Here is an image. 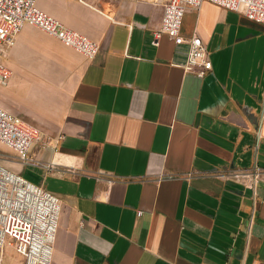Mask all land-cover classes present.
I'll use <instances>...</instances> for the list:
<instances>
[{
	"label": "crops",
	"instance_id": "obj_1",
	"mask_svg": "<svg viewBox=\"0 0 264 264\" xmlns=\"http://www.w3.org/2000/svg\"><path fill=\"white\" fill-rule=\"evenodd\" d=\"M164 2L37 0L97 54L27 24L0 58V105L40 129L0 160L60 199L52 264H264V24L189 7L200 78L188 43L154 44ZM256 167V189L229 176Z\"/></svg>",
	"mask_w": 264,
	"mask_h": 264
},
{
	"label": "built area",
	"instance_id": "obj_2",
	"mask_svg": "<svg viewBox=\"0 0 264 264\" xmlns=\"http://www.w3.org/2000/svg\"><path fill=\"white\" fill-rule=\"evenodd\" d=\"M206 1L264 24V0H165L160 27L154 31V44L158 46L163 35L169 36L176 44L188 43L190 52L185 70L200 78L213 69L207 45L198 32L185 35L182 26L187 9L199 7ZM27 24L56 36L88 58H93L100 48L98 42L68 28L40 9L37 0H0V58L15 44ZM12 74V69L0 59V83L6 84ZM39 136L37 126L0 105L1 143L25 154ZM229 176L256 189L262 171L257 167L250 172L234 170ZM60 212L61 201L57 196L9 169L0 160V264L7 242L22 255L23 264H52Z\"/></svg>",
	"mask_w": 264,
	"mask_h": 264
},
{
	"label": "rangeland",
	"instance_id": "obj_3",
	"mask_svg": "<svg viewBox=\"0 0 264 264\" xmlns=\"http://www.w3.org/2000/svg\"><path fill=\"white\" fill-rule=\"evenodd\" d=\"M5 59V58H3ZM12 149L5 146L3 143L0 142V159H4L6 157H10L12 153ZM2 161V160H1ZM7 167L9 166L8 163L2 161ZM4 257L2 260V264H22L23 257L19 254L16 250V247L7 242L4 246Z\"/></svg>",
	"mask_w": 264,
	"mask_h": 264
}]
</instances>
